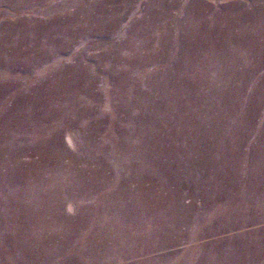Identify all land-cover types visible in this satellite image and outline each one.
<instances>
[{"label":"rangeland","instance_id":"1","mask_svg":"<svg viewBox=\"0 0 264 264\" xmlns=\"http://www.w3.org/2000/svg\"><path fill=\"white\" fill-rule=\"evenodd\" d=\"M0 264H264V0H0Z\"/></svg>","mask_w":264,"mask_h":264}]
</instances>
